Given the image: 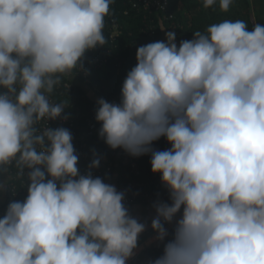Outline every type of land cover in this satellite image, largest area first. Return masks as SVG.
<instances>
[{"label": "clouds", "instance_id": "clouds-1", "mask_svg": "<svg viewBox=\"0 0 264 264\" xmlns=\"http://www.w3.org/2000/svg\"><path fill=\"white\" fill-rule=\"evenodd\" d=\"M113 3L0 0V193L14 178L27 188L0 217V264H127L146 231L125 192L93 175L100 159L81 174L73 134L48 123L68 107L50 99L63 78L108 43ZM165 34L137 48L120 102L99 98L95 115L110 148L151 155L168 191L151 220L163 253L148 264H264V24L225 19L179 46ZM161 137L170 148L153 146Z\"/></svg>", "mask_w": 264, "mask_h": 264}, {"label": "built area", "instance_id": "built-area-1", "mask_svg": "<svg viewBox=\"0 0 264 264\" xmlns=\"http://www.w3.org/2000/svg\"><path fill=\"white\" fill-rule=\"evenodd\" d=\"M122 1L128 6L124 10L126 14L135 12L141 16L142 24L138 28V34L135 35L133 31H128L131 37L129 39L125 37L126 41L121 44L119 42L121 36L126 34L124 21L117 20L115 15L106 17L105 35L108 37V43L105 46L89 50L85 54L84 70L78 71L77 74L74 72L73 76L76 74L74 78L63 79L62 84L50 96L53 102H65L68 107L61 118L50 120L48 123L53 128L60 126L68 128L73 134V145L79 156L78 168L81 174H86L89 171V165L95 158L100 159V165L98 168H92L91 171L94 176L103 178L106 183H111L115 171L118 169L124 170L123 179L118 181L117 189L125 192L124 203L131 212L132 206L138 202L153 204L157 200L168 203H171V201L167 189L162 184L161 174L153 175L150 182H145L141 177L140 156L134 157L122 148L112 149L99 136L101 122L95 119L98 107L97 100L105 98L102 92L105 91L106 87L94 79L95 71L93 68L103 69L106 67L109 63L108 56L113 54V59L118 62V68L127 66L131 70L137 63L136 52L139 46L150 42L166 41V31L176 33L178 44L181 39L178 33L180 23L176 20L175 14L170 8V0ZM112 7H115L114 3ZM161 28H164V30ZM88 62L92 65H89ZM80 86L84 88V91L86 90L85 92H91L92 97L90 99L94 104L91 111L81 121H78L75 115H71L68 111L79 97L77 89ZM120 99L121 94H116L110 95L106 100L119 103ZM64 115H67L68 119H63ZM45 123L42 122L41 127L45 126ZM160 140L164 145V150L171 147L165 137H161ZM14 174L15 169H13V176ZM0 179H4V177L0 176ZM150 183L154 187L152 190L148 186ZM10 186L11 188L7 191L0 193V217L4 215L11 200L22 201L27 196V188L23 187L21 180L15 178L10 180ZM13 192H15V195Z\"/></svg>", "mask_w": 264, "mask_h": 264}, {"label": "trees", "instance_id": "trees-1", "mask_svg": "<svg viewBox=\"0 0 264 264\" xmlns=\"http://www.w3.org/2000/svg\"><path fill=\"white\" fill-rule=\"evenodd\" d=\"M170 2V8L174 12L176 20L180 23L178 33L181 40H191L193 38V32L198 30L203 32L208 25L221 22L225 19L233 21L243 20L248 24L250 30L255 24L250 0H234L233 5L227 13H223L219 10L218 0L217 5L214 8L207 9L202 6V0H170ZM112 6V15H115L117 20L121 22L124 21L123 24L126 26V34L122 35L119 41L123 44V42L126 41L125 37L128 39L131 37L128 34V31L131 30L135 35L138 34V28L142 24L141 16L135 12L126 14L124 10L128 6L125 5L122 0H114L115 7ZM96 53L99 54L98 52ZM108 60L109 63L103 69L93 68L95 71L93 75L94 79L106 87L105 91L102 92V95L106 99H108L110 95L121 94L123 81L126 78L127 73L130 71V68L127 66L118 68V62L113 59V54L108 56ZM127 61L129 62L128 59ZM88 64L92 65L90 62H88ZM71 78L72 76L65 77L63 79L67 80ZM78 80L82 82V80ZM78 88L77 94L79 97H77L76 103L70 106V110L68 112L71 115H75L78 121H81L82 118L91 111L94 102L90 99L92 95L90 94L91 92L88 91L89 89L87 91L90 93H87L81 86ZM108 94L110 95L107 96ZM153 146L158 150H164V145L160 139L155 141ZM150 160V154L140 156L139 163L142 169L141 177L145 182H150L153 175H159V173L152 172ZM123 173V169L115 171V174L118 176V181L123 179ZM148 186L151 190L154 188L152 183Z\"/></svg>", "mask_w": 264, "mask_h": 264}, {"label": "crops", "instance_id": "crops-1", "mask_svg": "<svg viewBox=\"0 0 264 264\" xmlns=\"http://www.w3.org/2000/svg\"><path fill=\"white\" fill-rule=\"evenodd\" d=\"M250 4L254 23L264 24V0H250ZM111 184L117 187L118 176L116 174L113 175ZM131 213L140 222H146L147 228L139 237V246L136 254L129 259L127 264H148L150 259H154L163 253V244L154 239L156 233L151 228V220L156 215L155 209L153 204L138 202L132 206ZM165 226L171 232L172 225L166 224Z\"/></svg>", "mask_w": 264, "mask_h": 264}, {"label": "rangeland", "instance_id": "rangeland-1", "mask_svg": "<svg viewBox=\"0 0 264 264\" xmlns=\"http://www.w3.org/2000/svg\"><path fill=\"white\" fill-rule=\"evenodd\" d=\"M179 46V44H177Z\"/></svg>", "mask_w": 264, "mask_h": 264}]
</instances>
